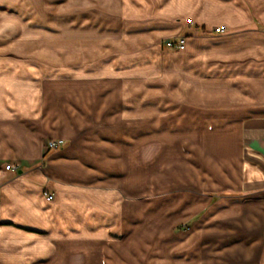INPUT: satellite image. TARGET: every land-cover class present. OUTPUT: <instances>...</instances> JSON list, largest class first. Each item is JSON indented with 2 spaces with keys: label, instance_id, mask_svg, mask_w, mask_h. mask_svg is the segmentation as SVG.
Masks as SVG:
<instances>
[{
  "label": "crops",
  "instance_id": "obj_1",
  "mask_svg": "<svg viewBox=\"0 0 264 264\" xmlns=\"http://www.w3.org/2000/svg\"><path fill=\"white\" fill-rule=\"evenodd\" d=\"M110 1L135 22L108 34L121 49L100 66L76 56L53 82L41 67L0 64V264H159L142 257L136 225L127 233L124 192L81 182L130 152L141 164L144 135L159 130L194 239L230 217L229 245L200 239L213 254L183 264H264V0ZM178 37L181 51L160 49ZM205 191L220 194L213 223Z\"/></svg>",
  "mask_w": 264,
  "mask_h": 264
},
{
  "label": "rangeland",
  "instance_id": "obj_2",
  "mask_svg": "<svg viewBox=\"0 0 264 264\" xmlns=\"http://www.w3.org/2000/svg\"><path fill=\"white\" fill-rule=\"evenodd\" d=\"M87 1L90 9L87 8ZM110 2L0 0V64L8 60L13 65L29 66L30 70L41 67L46 69L48 78L53 82L69 74L76 56H79V63L84 60L82 56L85 55L90 57L89 65L100 66L108 57L118 55L121 49L111 41L112 36L107 37L108 34L123 30L129 32L134 28L135 22V18L130 19L129 14L121 12L122 10L116 13L113 2ZM88 16L94 18L89 20ZM164 42L159 43L162 51L178 52L166 48ZM133 123L134 121L128 122L127 128H134ZM142 123L143 133H150V123ZM158 133L157 137L144 135L141 164L138 159L135 162L136 155L130 152L123 156L126 157V162L122 163L125 167L91 170L93 173L81 182L114 186L124 192L127 233L131 236L130 228L136 225L134 232L137 230V247L141 248L144 259L158 258L159 264H183L184 255L187 258L189 254L196 255L198 260L201 253L208 258L213 254L209 252L210 246L206 250L204 245L200 247L198 244L217 239L224 245H229L232 235L229 230L230 217L226 215L225 219L228 221H220L222 228L218 226L217 231H206L203 237L194 239L191 224L184 225L182 220V169H169L167 156L171 137L166 136V130H159ZM175 139L180 143L183 141L182 137ZM173 142L176 144L175 140ZM169 178L172 180L171 184L168 182ZM205 193L208 208L203 218L206 222L213 223L216 221L213 206L216 202L219 203L220 194L210 191ZM189 235L192 237L190 243ZM226 256L228 255H223Z\"/></svg>",
  "mask_w": 264,
  "mask_h": 264
},
{
  "label": "built area",
  "instance_id": "obj_3",
  "mask_svg": "<svg viewBox=\"0 0 264 264\" xmlns=\"http://www.w3.org/2000/svg\"><path fill=\"white\" fill-rule=\"evenodd\" d=\"M224 30L223 28H216L214 29V33L216 34H220L222 33ZM164 46L166 48H169V49H173V50H182L184 48V39H173V40H167L164 42ZM62 144L61 141H49L47 143V149L48 150H54V149H57L58 147H60ZM10 169V166L7 165L5 166V170H9ZM45 198L47 201H50L52 199V196L51 195H48V194H44Z\"/></svg>",
  "mask_w": 264,
  "mask_h": 264
}]
</instances>
